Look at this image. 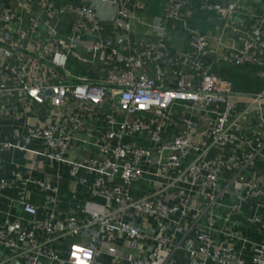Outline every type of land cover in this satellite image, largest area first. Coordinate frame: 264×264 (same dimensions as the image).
Listing matches in <instances>:
<instances>
[{
    "label": "built area",
    "instance_id": "built-area-1",
    "mask_svg": "<svg viewBox=\"0 0 264 264\" xmlns=\"http://www.w3.org/2000/svg\"><path fill=\"white\" fill-rule=\"evenodd\" d=\"M34 1L51 15L68 10L67 5H57V0ZM101 2L111 5L113 25L128 29L133 8L127 0H84L68 16L73 35L79 31V23L87 33L100 31L103 18L95 3ZM207 9L230 14L235 3L209 2ZM178 10V1L164 5L161 18L152 26L155 40L143 41L137 61L116 49L110 39L90 42L88 52L97 54L104 65L102 77L95 79L87 71L62 76L74 36L64 41L56 37L53 27H48L51 44H41L35 56H28L24 53L29 44L26 31L12 29L10 13L0 9V113L13 92L35 106L55 110L53 122L27 126L23 139L39 141L42 147L35 153L65 163L71 176L87 173L92 194L102 201L83 216L64 219L56 217L52 206L41 219L37 217L38 206L20 196L18 202L27 215V225L21 219L0 220V245L10 251L12 259L22 264H42L45 259L50 264L60 260L54 243L86 236L85 244L69 243L63 262L103 264L97 259L103 248V253L111 257L110 264H114L117 256L113 242L120 233L143 246L129 264H158L161 257L170 260L176 249L199 256L198 264H264L263 244L255 248L246 263L231 242L238 237L229 238L223 228H214L209 210L221 204L223 195L235 198L227 213L248 199L264 196V86L256 92L233 90L229 80L214 71L210 63L202 62L209 53L208 41L194 31L188 36L194 68H188V56L167 50L162 45L166 37L162 20L178 18ZM262 22V18L252 21L239 51H225L222 60L234 67L254 66L264 80ZM38 23V17L30 16L32 28ZM42 59L51 65L50 78H43L37 69ZM148 67L153 75L146 73ZM87 126L97 133L96 152L86 160L66 158L65 152L73 142H84L80 133L87 131ZM14 134L20 135L17 129ZM135 137L143 139L147 147L136 144ZM10 146L7 141L0 142L1 148ZM213 149L216 156L209 157L208 151ZM257 161L263 165L261 170L255 168ZM16 177L21 178L19 174ZM141 179H148L154 191L134 197L129 186ZM7 184L0 179V193ZM36 184L56 191L49 183ZM192 195L203 200L207 231H190L191 227L183 225ZM54 201L50 199L52 205ZM126 217L130 221L134 217L151 219L153 234L141 233ZM212 229L222 237L220 241H212Z\"/></svg>",
    "mask_w": 264,
    "mask_h": 264
},
{
    "label": "crops",
    "instance_id": "crops-1",
    "mask_svg": "<svg viewBox=\"0 0 264 264\" xmlns=\"http://www.w3.org/2000/svg\"><path fill=\"white\" fill-rule=\"evenodd\" d=\"M179 3L178 18L162 20L166 37L162 45L171 52H180L189 57L188 68H194L191 62L192 50L189 46L188 36L191 31L199 33L207 38L209 53L201 59L203 63H210L211 68L219 71L231 68L228 62L222 60L225 51L238 52L241 48L245 31L252 21L262 18L261 35L264 36V0H127L133 8L132 18L129 21L127 30L113 25L109 16L111 15V5L107 2L95 3L98 15L103 18L100 31L87 33L83 30V23H79V31L73 35L69 28L68 16L73 15V11L80 7L84 0H57V5H67V12L62 15L46 13L39 3L34 0H0V9L10 13L12 29L21 28L26 31L29 44L24 52L28 56H35L40 50V45L49 43L47 37L48 27H53L56 37L67 41L74 36V41L69 43V55L66 70L62 71V76L67 78L78 71H87L95 79L102 77L104 65L97 54H91L87 50L90 42L104 43L107 39L115 45L117 49H122L123 54L129 55L137 61L143 41H154L155 36L152 29L153 24L159 18L166 3ZM232 1L235 3V10L227 14L222 9H207V3ZM30 16L38 17V26L32 28L29 24ZM71 56V57H70ZM161 63V62H158ZM51 65L45 59L40 60V75L43 78H50L53 72ZM147 74L153 75L152 68L148 67ZM61 75V71H60ZM259 91V90H257ZM256 92V91H251ZM5 109L0 113V142L11 143L8 148L0 147V179L8 181L7 186L0 193V220L21 219L26 226L27 217L18 202L20 196L36 206H38L37 217L44 219L49 207L55 206V215L60 219L66 217H79L88 211L96 209L101 204V199L92 194L87 173L79 172L78 177L69 174V167L65 163L51 161L35 152L42 147L39 141L31 140L26 142L22 134L27 126L51 123L56 117V111L48 110L44 106H35L18 92H13L9 99L4 101ZM102 128V127H101ZM100 128V129H101ZM17 129L20 135H15ZM84 142H73L66 150L68 159L86 160L96 152L94 142L97 140V133L87 126V131L80 133ZM134 141L141 147H147L146 142L140 137H135ZM264 150V148H263ZM216 151L209 150L208 156L215 157ZM262 163L257 161L255 168L262 169ZM19 174L21 178L16 177ZM224 176V175H223ZM79 178L85 179L84 182ZM36 181L45 182L55 187L56 191L43 189L36 184ZM225 181L220 184L224 185ZM129 191L134 197H142L154 191V186L148 179H141L129 186ZM221 193V192H220ZM223 194L221 193L220 197ZM233 195H223L221 204L217 207L210 206L209 210L213 215V226L223 228L232 238L231 242L236 251L241 253V257L246 263L250 262V257L257 246L264 245V196L259 199H248L230 213H227L228 205L234 202ZM54 198V205L50 199ZM202 198L192 195L190 200V210L183 221L190 231L200 229L207 231L204 226L205 213ZM201 210V213L198 212ZM227 214V215H226ZM130 221V218H125ZM130 223L145 234L152 235L154 223L149 218L131 219ZM183 231V230H182ZM176 233L177 237L182 233ZM212 241L218 242L222 237L216 229L210 231ZM79 241L87 243L86 236L75 237L71 240L54 243L60 252V260L50 264H65L63 261L67 257L69 243ZM116 247L115 255L117 261L114 264H129L142 250L140 241H130L122 234H117L114 242ZM148 242L144 244L147 247ZM99 252L97 259L103 264H110V256ZM171 259L161 257L158 264H198L199 256L188 255V253L176 249L173 251ZM0 264H22L21 261L11 258L10 251L0 245ZM42 264H49L43 259Z\"/></svg>",
    "mask_w": 264,
    "mask_h": 264
},
{
    "label": "rangeland",
    "instance_id": "rangeland-1",
    "mask_svg": "<svg viewBox=\"0 0 264 264\" xmlns=\"http://www.w3.org/2000/svg\"><path fill=\"white\" fill-rule=\"evenodd\" d=\"M71 57V56H70ZM243 68L241 67H234L232 68V73L229 75L230 81L235 84V87L232 84V89L241 91V92H247L250 91L246 88L247 85L251 84L254 85L258 79L255 77L254 73L249 74L250 72H253V68L250 69V72L247 71V73L243 74Z\"/></svg>",
    "mask_w": 264,
    "mask_h": 264
},
{
    "label": "trees",
    "instance_id": "trees-1",
    "mask_svg": "<svg viewBox=\"0 0 264 264\" xmlns=\"http://www.w3.org/2000/svg\"><path fill=\"white\" fill-rule=\"evenodd\" d=\"M236 67H241V68H243V71H242V72H243L244 75L247 73V71L250 72V69L253 68V72H250L249 74L251 75V74L254 73V75H255V77L258 79V81H256V82L254 83V85H251V84L247 85L246 88H247L248 90H250V91H257V90H261V89L263 88V86H264V80L261 79V78L257 75V71H258V69H257L256 67L251 66V65H248V64H244V65L236 66ZM232 68H233V67H231V68H225V69H221V70H219V71L217 70L216 72H217L220 76H222L223 78H225V79H227V80L230 81V79H229V75H231V73H232ZM214 71H215V70H214ZM230 82H231V81H230ZM231 83H232V82H231ZM232 84H233V83H232ZM233 86L235 87V84H233Z\"/></svg>",
    "mask_w": 264,
    "mask_h": 264
},
{
    "label": "water",
    "instance_id": "water-1",
    "mask_svg": "<svg viewBox=\"0 0 264 264\" xmlns=\"http://www.w3.org/2000/svg\"><path fill=\"white\" fill-rule=\"evenodd\" d=\"M0 54H1V52H0Z\"/></svg>",
    "mask_w": 264,
    "mask_h": 264
}]
</instances>
